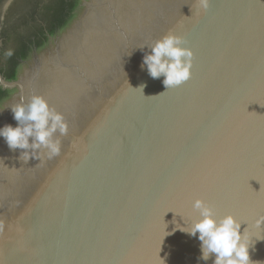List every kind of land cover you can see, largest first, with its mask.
I'll return each instance as SVG.
<instances>
[{"label":"water","instance_id":"95a60500","mask_svg":"<svg viewBox=\"0 0 264 264\" xmlns=\"http://www.w3.org/2000/svg\"><path fill=\"white\" fill-rule=\"evenodd\" d=\"M170 31L194 56L166 89L142 64ZM16 73L0 128L40 95L69 132L27 163L0 137V264H213L185 232L197 198L264 264V0H77Z\"/></svg>","mask_w":264,"mask_h":264},{"label":"clouds","instance_id":"9594fccd","mask_svg":"<svg viewBox=\"0 0 264 264\" xmlns=\"http://www.w3.org/2000/svg\"><path fill=\"white\" fill-rule=\"evenodd\" d=\"M197 6L207 11L210 0H197ZM185 44L183 37L170 31L147 46L150 53H145L142 67L146 66L153 79L164 77L166 89L181 86L191 79L194 53L183 46ZM12 55L11 49L5 53L6 58ZM9 108L17 126L0 128V137L4 138L9 150H21L20 160L26 163L31 158L40 160L47 157L51 160L61 154L60 137L68 135L69 126L65 116L51 107L43 96L32 95L27 102L22 101ZM191 208L193 213H198V219L185 232L193 237L199 234L202 260L208 261L214 256L213 264H252L249 237L245 231L240 233L241 223L233 215L217 218L213 207L200 198L192 201ZM262 222L264 217L257 220V226Z\"/></svg>","mask_w":264,"mask_h":264},{"label":"trees","instance_id":"16d2710c","mask_svg":"<svg viewBox=\"0 0 264 264\" xmlns=\"http://www.w3.org/2000/svg\"><path fill=\"white\" fill-rule=\"evenodd\" d=\"M34 9L32 12L26 13L20 12L16 15V18L11 21L4 19L5 12H3V19L0 24L1 35L6 40V48L2 50V59L4 62H0V68L4 65L7 67L6 78L7 81L15 80V67L17 62L24 58L30 45L39 40V37L47 30L49 33L53 31V24L60 23L61 16L65 5L70 4V0H33ZM45 25V26H44ZM13 51V55L10 58H6L5 53L8 46ZM4 92L0 89V96Z\"/></svg>","mask_w":264,"mask_h":264},{"label":"flooded vegetation","instance_id":"af4514ba","mask_svg":"<svg viewBox=\"0 0 264 264\" xmlns=\"http://www.w3.org/2000/svg\"><path fill=\"white\" fill-rule=\"evenodd\" d=\"M9 3V4H7ZM64 4H65V0H64ZM77 4V0H70V4L69 5H65L62 9H64L63 14L61 16V20L60 23H55L53 24L54 28L52 33H49V31H45L44 34L42 36L39 37V40L37 42H35L34 44L30 45L26 55L24 56V58L20 59L15 67V78H16V72H17V66L19 64V62H21L22 60H24L28 54H30V52L32 51V49L34 50L38 44L40 42H45L47 36H52L54 34V32L56 31V29H58V27L61 25V23L63 22L64 18L67 17L68 13H70L72 11V8ZM8 5V7L5 9V6ZM34 9V4H33V0H0V24H1V20L3 19L2 15L3 12H5L4 15V19L6 21H11L13 19L16 18V15L19 14L20 12H32ZM45 26V25H44ZM0 42H1V47H0V62H4L5 59H2V50L4 51L6 48V40L4 39V36L1 35L0 32ZM11 44H9L7 50L9 49ZM6 72H7V67L6 65L3 66V68H0V74L7 80L6 76ZM5 75V76H4ZM2 91V90H1ZM2 95H5L4 93Z\"/></svg>","mask_w":264,"mask_h":264}]
</instances>
